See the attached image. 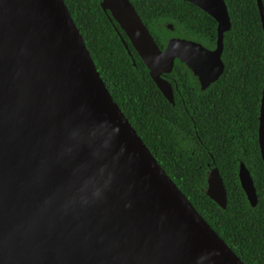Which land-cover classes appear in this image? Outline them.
Segmentation results:
<instances>
[{"label":"water","instance_id":"obj_1","mask_svg":"<svg viewBox=\"0 0 264 264\" xmlns=\"http://www.w3.org/2000/svg\"><path fill=\"white\" fill-rule=\"evenodd\" d=\"M180 1L217 22L216 50L175 37L163 52L129 0H101L170 101L176 62L218 81L232 27L225 0ZM259 142L264 160V90ZM239 180L256 207L244 164ZM207 184L227 209L218 169ZM0 264H244L114 101L64 0H0Z\"/></svg>","mask_w":264,"mask_h":264},{"label":"trees","instance_id":"obj_2","mask_svg":"<svg viewBox=\"0 0 264 264\" xmlns=\"http://www.w3.org/2000/svg\"><path fill=\"white\" fill-rule=\"evenodd\" d=\"M64 1L107 89L159 165L244 264H264V161L259 142L264 32L257 0H225L232 24L225 38L226 70L220 82L203 93L200 109L193 115L202 145L190 143L191 149L179 135L160 126L165 120L147 108L141 76H134L137 72L129 66L131 62L125 63L127 51L101 0ZM131 1L149 23L182 15L190 28L197 18H208L198 7L180 0ZM210 21L215 27L213 18ZM178 123L187 127L186 121ZM241 164L250 171L257 189L255 208L240 184ZM215 168L227 191L225 210L206 194L209 174Z\"/></svg>","mask_w":264,"mask_h":264},{"label":"flooded vegetation","instance_id":"obj_3","mask_svg":"<svg viewBox=\"0 0 264 264\" xmlns=\"http://www.w3.org/2000/svg\"><path fill=\"white\" fill-rule=\"evenodd\" d=\"M129 1L135 7L134 3L131 0ZM136 11L140 16L143 24L148 29L149 33L154 38L159 49L163 52L167 49L170 40L175 37H184L188 40L194 38V40H199V43L212 50H216L218 47V24L213 19L216 23V26L214 27L212 21H210V16L208 14V18H197V21L195 22L196 24L189 28L186 23H184L185 19L182 15H178L175 20L166 18L162 20L163 22L161 21L149 23L148 18L143 17L142 13L138 12L137 9ZM170 11L171 9L167 10V12ZM105 14L107 15L109 21L114 25L115 30L127 51L128 59L125 61V63L129 64L131 62L132 65L130 64L129 66H133V68L137 72H133L134 76H141L142 84L145 88V93L147 96L146 102L149 104L147 108H153L152 115L156 116L157 118H163L165 120L164 125L160 124V126L168 128L170 133L174 132V134L179 135V138L186 142V146L188 147V149H191V144H193L194 147L201 146L202 141L200 139V136L198 135L197 125L193 115L197 109H200V105L202 104L204 98L203 93H206L208 90L213 88L215 84L220 82V80L225 74V71L223 75L218 79V81H215L207 87H203V84L200 79L195 77L193 72L190 71L185 64L176 62L173 70L170 73H164L161 75V79L170 87L171 93L169 95L172 98V101H170V99L165 96V94L158 87L155 80L152 78L143 59L141 58L138 51L134 48L132 42L130 41L125 31L112 17L110 12H105ZM170 21H173L174 24L170 23ZM228 33H230V31L225 33L223 40V53L221 58L224 65L225 61L223 59V55L225 51V38ZM142 67L145 68V72H143L144 70H142ZM140 105L144 106L145 101H141ZM181 120L186 121V128L182 127L178 123ZM186 138L191 140L192 142H189ZM193 154L195 155V150L193 151Z\"/></svg>","mask_w":264,"mask_h":264}]
</instances>
